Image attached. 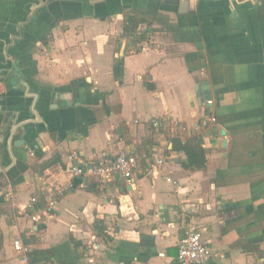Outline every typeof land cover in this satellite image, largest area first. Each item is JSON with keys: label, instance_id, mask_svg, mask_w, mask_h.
Instances as JSON below:
<instances>
[{"label": "crops", "instance_id": "0c3cea01", "mask_svg": "<svg viewBox=\"0 0 264 264\" xmlns=\"http://www.w3.org/2000/svg\"><path fill=\"white\" fill-rule=\"evenodd\" d=\"M134 16L154 31L126 53ZM194 134L204 169L174 149ZM123 152L166 164L108 185L70 170ZM190 224L207 264H264V0H0V264H24L16 239L48 264H178Z\"/></svg>", "mask_w": 264, "mask_h": 264}, {"label": "built area", "instance_id": "2783aa9c", "mask_svg": "<svg viewBox=\"0 0 264 264\" xmlns=\"http://www.w3.org/2000/svg\"><path fill=\"white\" fill-rule=\"evenodd\" d=\"M207 103L212 104L213 101L208 100ZM209 120L216 121V118L212 116ZM152 125L155 128H159L160 122L157 119L153 120ZM71 159L77 161L70 168L72 173L94 178L103 185L113 183L117 179L131 182L136 178V170L139 168L141 162H144L146 165V173L153 176L158 175L161 168L166 164L165 157L145 152L141 154L123 152L115 158L101 160L91 165L79 164V155L77 153H73ZM166 179L169 182H173L170 176H166ZM65 189V186H58L57 194L62 195ZM30 202L31 206H35L38 202V197H33ZM57 203L58 201L55 198L51 199L47 206L32 215V219L38 221L44 217L47 218L52 214ZM14 247L20 254L22 262L29 264V253L32 251L30 246L25 244L21 239H16L14 241ZM178 247V264H207L216 256L212 242L206 235V229L196 224H190L185 228V232L179 240Z\"/></svg>", "mask_w": 264, "mask_h": 264}, {"label": "trees", "instance_id": "16d2710c", "mask_svg": "<svg viewBox=\"0 0 264 264\" xmlns=\"http://www.w3.org/2000/svg\"><path fill=\"white\" fill-rule=\"evenodd\" d=\"M144 20L136 16L129 17L127 23L124 26V36L129 38V42L126 48V53L133 51L137 48L136 45L143 43L148 37V35L154 31L150 25L145 28V30H139V26ZM146 86L151 88L152 85L146 83ZM145 144L151 148L155 145L152 139L145 141ZM174 149L185 153V158L182 160V165L185 169H204L207 166L206 149L204 147L202 139L199 135H192L188 137L184 142L182 140H175ZM55 159L48 160L44 163L45 168L54 164ZM38 206V205H37ZM36 208V207H35ZM37 209V208H36ZM95 230L98 235L109 237L107 226L102 223V221L97 220L95 224ZM74 247L78 249L80 247V242L72 238ZM54 259L53 251H35L32 250L29 253V264H48Z\"/></svg>", "mask_w": 264, "mask_h": 264}, {"label": "water", "instance_id": "95a60500", "mask_svg": "<svg viewBox=\"0 0 264 264\" xmlns=\"http://www.w3.org/2000/svg\"><path fill=\"white\" fill-rule=\"evenodd\" d=\"M178 7H179V12L181 14H185L188 12L189 6H190V0H176ZM201 93V91H200Z\"/></svg>", "mask_w": 264, "mask_h": 264}]
</instances>
